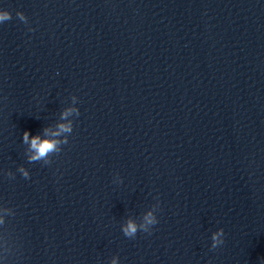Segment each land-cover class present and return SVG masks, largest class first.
I'll return each mask as SVG.
<instances>
[{"label":"clouds","instance_id":"obj_1","mask_svg":"<svg viewBox=\"0 0 264 264\" xmlns=\"http://www.w3.org/2000/svg\"><path fill=\"white\" fill-rule=\"evenodd\" d=\"M16 17L19 21L25 25L28 24L27 16L21 12H16ZM12 19V14L6 9H0V24L8 22ZM28 31H35V29L29 27ZM71 104L65 107L59 115V120L56 122L55 127H46L43 129V135L36 134L30 135L29 131H24L22 135V142L26 145L25 155L28 163L42 162L43 165L48 166L53 162V156L59 155L62 151V146L69 143V136L73 133L74 117H79L80 111L76 106L78 98L75 95L71 96ZM17 171L22 175L24 179H30V173L27 168L20 165ZM4 175L10 179H15V173L7 171ZM114 183H122V178L117 173L114 177ZM157 202L153 204L147 211H145L140 217L139 221L132 217H128L121 224V231L125 237L134 239L138 232H143L151 235L153 227L158 224L157 211L160 208L159 198H155ZM0 210L8 215H14V210L6 206H0ZM4 224V220L0 217V225ZM224 229L220 228L214 231L211 235V249L215 250L219 246L225 243ZM118 256H113L109 264H118ZM211 264V261H209ZM264 264V260L261 261Z\"/></svg>","mask_w":264,"mask_h":264}]
</instances>
